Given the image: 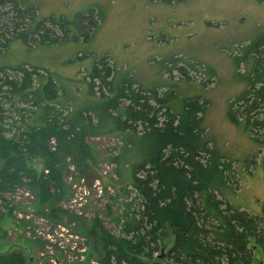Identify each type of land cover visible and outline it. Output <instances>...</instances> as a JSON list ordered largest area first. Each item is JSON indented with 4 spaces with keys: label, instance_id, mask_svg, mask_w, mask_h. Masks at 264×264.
Returning <instances> with one entry per match:
<instances>
[{
    "label": "rangeland",
    "instance_id": "rangeland-1",
    "mask_svg": "<svg viewBox=\"0 0 264 264\" xmlns=\"http://www.w3.org/2000/svg\"><path fill=\"white\" fill-rule=\"evenodd\" d=\"M21 2L35 9L32 25L45 20L44 24L56 30L59 38L55 42L27 44L20 38L1 36L0 70L16 75L20 67L28 70L35 67L50 74L67 104L65 114L79 113V125L86 134L84 143L90 151L91 166L89 174H79V179L83 178L90 195L82 214L75 213L70 207L73 191L66 179L70 175L67 158L60 167L61 213L49 215L40 205L36 192L26 184L17 186L13 193L4 192L0 197V252L22 249L28 257L27 264L97 262V241L89 237V231L97 222L105 229L117 232L105 210L108 206L118 213L124 198L120 196L114 201L111 196L130 181V165L145 157L155 143L152 136L142 137L140 125L136 126L134 134L120 135L113 119L129 103L132 93L137 92L147 94L150 99L161 95L164 101L176 106V112L185 116L184 104L194 100L188 104L194 117L190 114L186 117L195 122L197 144L208 148L228 165L233 176L238 174L229 202L253 213L260 211L264 201V138L251 136L244 123L232 124L227 117V108L230 102L245 93L253 67L257 66L252 49L258 42L264 43V2ZM90 14L93 15L91 21L99 19L93 32H89L92 25L77 22L79 15ZM50 19L68 31L59 32L57 24H51ZM103 59L113 69L111 91L105 85L98 88V77L91 76L92 66ZM174 66H182L185 73H180ZM35 81L32 83L36 86ZM91 83L93 86L89 85ZM110 98L116 100L115 103H111ZM259 133L264 134V129ZM122 141L129 145L120 149ZM189 142L194 140L189 139ZM114 154H122L128 165L123 159L120 163L112 162L110 158ZM40 160L37 158L27 165L39 168ZM4 162L5 158L1 157L0 167ZM105 169L106 175L103 174ZM116 169L121 173L120 177ZM94 179L102 183L101 195L92 188ZM110 183L113 184V187L108 185L111 193L105 190L106 184ZM25 191L28 196L23 195ZM36 230L43 235H37ZM47 233L53 242L45 237ZM171 240V231L165 227L159 256L164 255ZM159 264L173 263L161 258ZM251 264H264V255L257 248Z\"/></svg>",
    "mask_w": 264,
    "mask_h": 264
},
{
    "label": "trees",
    "instance_id": "trees-1",
    "mask_svg": "<svg viewBox=\"0 0 264 264\" xmlns=\"http://www.w3.org/2000/svg\"><path fill=\"white\" fill-rule=\"evenodd\" d=\"M35 16V9L21 0H0V38H20L27 44L57 41L58 32L46 26L45 20L32 25ZM91 16L77 17V22L92 25L89 32L99 20L91 21ZM49 21L57 24L59 32L68 31L57 21ZM263 47L260 41L252 49L257 66L248 88L227 108L229 121L235 126L244 123L254 138H264L259 133L264 129ZM105 61L92 66L91 76L98 77V88L105 85L111 91L113 69ZM174 67L185 73L182 66ZM20 68L16 75L0 70V159L5 158L0 167V197L26 184L36 192L43 209L54 216L61 213V162L69 158L76 172L86 176L91 167L90 151L84 143L86 134L79 125V113L65 114L67 104L53 77L35 67ZM154 96L150 99L142 92L132 93L129 103L113 116L120 135L134 134L140 125L142 137L152 136L155 143L145 157L130 165V181L111 196L114 201L124 198L118 213L108 206L105 210L117 232L97 222L89 231V237L97 241L98 263L159 264L164 258L173 264H251L256 248L264 255V201L256 213L234 207L228 197L235 191L238 174L233 176L228 165L197 144L195 122L187 118L188 114L194 117L188 107L194 100L184 104L186 117L161 95ZM128 145L122 141L120 149ZM37 158L41 159L39 168L27 165ZM110 160L127 164L122 154H114ZM115 172L121 176L117 169ZM165 227L170 229L172 240L161 257L158 253ZM27 261L22 249L0 252V264Z\"/></svg>",
    "mask_w": 264,
    "mask_h": 264
},
{
    "label": "built area",
    "instance_id": "built-area-1",
    "mask_svg": "<svg viewBox=\"0 0 264 264\" xmlns=\"http://www.w3.org/2000/svg\"><path fill=\"white\" fill-rule=\"evenodd\" d=\"M52 146L51 148L54 149V140H51ZM67 166L70 171V175L67 176V182L71 186V189L73 191V196L70 199L71 208H74V212L81 215L82 210L84 206L87 203L88 197L90 195V190L85 186L83 178L79 179V174L75 171V168L73 164L70 163L69 158H67ZM109 169V167H107ZM44 172H47V170H44ZM107 170H103V174L106 175ZM92 188L97 192L98 195H101L103 192V186L101 181L99 179H94L92 183ZM105 190H107L109 193L112 192V189L110 186L107 185L105 187ZM23 191V190H21ZM15 192V191H14ZM24 196H28L29 193L27 191L22 192ZM32 197V196H31ZM62 229V228H61ZM37 235H43L41 231L36 230ZM45 237L48 239V241L53 242V238L50 234H46ZM37 238H41L37 236ZM91 264H99L98 261H91Z\"/></svg>",
    "mask_w": 264,
    "mask_h": 264
}]
</instances>
